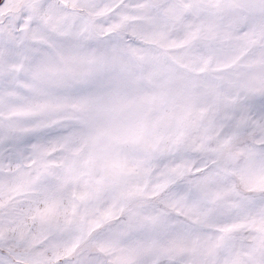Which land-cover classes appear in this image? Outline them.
<instances>
[{"label": "snow or ice", "instance_id": "obj_1", "mask_svg": "<svg viewBox=\"0 0 264 264\" xmlns=\"http://www.w3.org/2000/svg\"><path fill=\"white\" fill-rule=\"evenodd\" d=\"M0 264H264V0H0Z\"/></svg>", "mask_w": 264, "mask_h": 264}]
</instances>
